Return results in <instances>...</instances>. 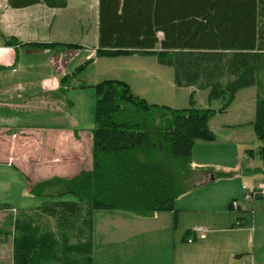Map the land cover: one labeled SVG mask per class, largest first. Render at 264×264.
Segmentation results:
<instances>
[{
	"label": "trees",
	"instance_id": "16d2710c",
	"mask_svg": "<svg viewBox=\"0 0 264 264\" xmlns=\"http://www.w3.org/2000/svg\"><path fill=\"white\" fill-rule=\"evenodd\" d=\"M8 4L15 9L37 4L62 9L68 0ZM7 44L57 53L79 48L14 38ZM135 54L155 56L159 65L173 68L177 86L209 90L210 101L223 99V107L177 109L150 103L117 79L94 85L93 168L32 185L33 196L72 195L76 201H51L36 209L56 220L55 233L34 232L21 213L15 221L11 217L13 264H92L94 213L99 210L141 217L175 211L176 200L192 188L196 142L214 141L211 118L251 87L257 89L253 126L262 146L246 153L264 159V0H100L97 56ZM89 64L79 66L63 84ZM9 210L10 205L0 204V211Z\"/></svg>",
	"mask_w": 264,
	"mask_h": 264
},
{
	"label": "crops",
	"instance_id": "0c3cea01",
	"mask_svg": "<svg viewBox=\"0 0 264 264\" xmlns=\"http://www.w3.org/2000/svg\"><path fill=\"white\" fill-rule=\"evenodd\" d=\"M99 3L68 0L62 9L44 4L15 9L8 0H0V204L12 207L0 211V216L21 213L34 232L39 229L41 234L55 233L56 220L36 212L52 199L43 198L41 204L36 199L39 197L31 194L32 185L38 183L33 174L47 169L64 178L63 174L76 176L91 168L94 123L92 129L83 126L78 110L83 107L86 90L97 83L81 80L80 75L67 85L63 79L88 61L82 74H93L95 82L97 74L112 71L118 63L134 65L129 71L137 74L148 75L151 69L162 68L155 56H97ZM12 38L22 43L74 44L79 48L59 53L24 49L8 45ZM212 102L202 109H213ZM93 106L95 122L94 100ZM239 122L235 123L238 128L247 127L257 139L251 149L257 151L262 142L255 134L254 121ZM244 136L242 132L236 140L241 143ZM244 150L241 177L251 179L252 186L264 185V164L256 162L264 163V159L248 158ZM194 158L192 188L176 200L175 211L149 217L109 214L100 222L94 213L92 264H264V198L241 199L242 192L234 193L229 184L231 176L218 178L202 167L206 162L197 166ZM233 201L239 203L237 210L231 207ZM195 227L204 228L206 238L194 232ZM11 248L13 256V240Z\"/></svg>",
	"mask_w": 264,
	"mask_h": 264
},
{
	"label": "rangeland",
	"instance_id": "374dc122",
	"mask_svg": "<svg viewBox=\"0 0 264 264\" xmlns=\"http://www.w3.org/2000/svg\"><path fill=\"white\" fill-rule=\"evenodd\" d=\"M112 71H105L102 74L96 75V82L92 75H84L80 73L81 80L88 81L90 83H98L105 79L119 78L122 81L129 83L133 87V91L136 95L148 100L150 103H156L160 105H167L177 109L195 107L198 109L206 108L210 106L213 109H220L224 105V100L210 101L209 90H199L194 93L190 88L179 87L174 81V70L171 67L162 66L161 71H154L151 69V74H137L136 72H130L129 69H135L134 65L120 64L118 63ZM147 68L148 67L146 65ZM127 70V71H126ZM78 75V76H79ZM257 89L251 87L241 90L237 93L232 104L227 108L224 113H218L213 116L209 122V127L213 132L215 139L212 142L197 141L194 150L193 157L194 162L198 163L197 166L207 167L213 171V174L218 178L232 177L231 188L234 193L242 192L241 199H246V193L242 190L243 186L248 188L252 187L253 181L247 177H241V171L244 164L242 154L244 149H254L258 143L255 137H252L247 127L243 129L238 128L235 123H240L239 120L246 121L248 124L251 121H255L256 118V99ZM93 100L95 101L94 90H86V94L83 96V102L81 110L79 108L78 113L82 114L81 123L83 126H90L92 129L94 123L93 116ZM229 126V127H228ZM85 128V127H83ZM244 132L245 136L240 143V135ZM243 137V135H242ZM239 154H236L237 150ZM195 153V154H194ZM245 154V153H244ZM258 164L263 165L260 160L256 161ZM88 165V164H87ZM88 169V166H85ZM93 168V159L91 157V168ZM208 169V170H209ZM43 174H33L34 181H43L44 179H51L56 177L55 173L49 170L42 171ZM75 174H63L64 178H72ZM38 203L44 202L43 198H36ZM49 201V199L47 200ZM50 201H65L73 202L76 198L72 195H63L61 197L54 198ZM40 204V205H41ZM43 205V204H42ZM110 212V213H109ZM96 219L98 222L107 218L109 214H115L120 218H126L131 213L113 211V210H99L96 211ZM12 217H17L18 214L10 213L5 217L0 216V264H13L12 256V234L13 229L9 221ZM134 215V214H133ZM5 221V224L3 221ZM121 230L118 231L120 233ZM6 232H11L6 234ZM121 238L118 240V243ZM66 263V262H65ZM46 264V263H45ZM55 264V263H51Z\"/></svg>",
	"mask_w": 264,
	"mask_h": 264
},
{
	"label": "built area",
	"instance_id": "2783aa9c",
	"mask_svg": "<svg viewBox=\"0 0 264 264\" xmlns=\"http://www.w3.org/2000/svg\"><path fill=\"white\" fill-rule=\"evenodd\" d=\"M243 190L245 191L246 200L257 199L258 196H264V185L261 186H252L250 188L244 186ZM231 207L233 210H237L239 208V203L237 201H233L231 203ZM194 232L200 234L201 238H206V230L202 227H195L193 229Z\"/></svg>",
	"mask_w": 264,
	"mask_h": 264
}]
</instances>
